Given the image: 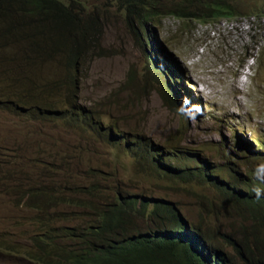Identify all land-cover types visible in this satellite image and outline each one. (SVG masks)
Segmentation results:
<instances>
[{
  "label": "rangeland",
  "instance_id": "rangeland-1",
  "mask_svg": "<svg viewBox=\"0 0 264 264\" xmlns=\"http://www.w3.org/2000/svg\"><path fill=\"white\" fill-rule=\"evenodd\" d=\"M76 1L84 13L93 10L99 13L102 31L96 37L104 48L100 53L92 39L88 59L81 63L77 73L81 81L80 96L75 97L80 106L98 112L102 121L118 126L122 135L124 130H136L161 146L183 139L188 147L204 148L203 153L216 165L224 162L221 159L227 148L226 140L235 144V138L249 141L254 134L264 136V63L261 69L260 61L256 63L259 55L260 59L263 57L257 47L264 45V0H236L240 13L249 15L217 21H182L167 16L158 25L152 23L155 30L151 37L156 34L162 44L158 51L160 62L178 65L183 78L194 85L193 90L187 91L180 82L172 83L177 102L187 104L191 110L187 115L169 110L157 92L143 87L139 73L145 53L138 48L137 37L127 28L125 14L114 1ZM23 42L18 46L9 44L6 52L14 54L25 47L26 53L33 54L28 42ZM262 51L264 53V48ZM57 55L55 60L40 61V72L36 75L43 73L48 81H55L58 74L55 70L59 71ZM22 65L35 73L33 64L24 62ZM248 68L251 75L247 73ZM0 91L6 95L13 93L12 89L1 85ZM62 91L69 92L66 86ZM191 97L195 105L189 103ZM11 107L12 110L9 106H0V264H38L27 260L23 254H15L14 250L22 247L21 252H24L33 247L31 240L38 231L40 215L55 213L57 222L52 226L55 229L81 225L85 220V215L72 201H58L55 208L43 212L26 208L22 195H30L32 187L50 183L56 191L68 185L65 189L68 199L80 195L84 187L100 178L105 191L111 193L117 185L112 194L117 189L141 192L144 187L156 195L154 199L163 196L178 204L191 223L199 225L201 222L204 229L213 231L221 227L223 232L236 231L232 234L240 240L242 225L249 227L248 221L239 216L204 213L195 194L203 198L210 195L218 207L226 210L221 197L213 191L210 193L208 188L201 190L200 185L194 183L195 191L183 192L184 183L179 181L167 184L159 175L144 180L127 154L98 138L86 137V129L64 118L34 119L23 108ZM180 129L185 132L179 134ZM90 168L96 175L90 173ZM75 188L81 192H72ZM248 238L264 260L263 246L255 243L252 236ZM227 252L232 263L239 262L230 248Z\"/></svg>",
  "mask_w": 264,
  "mask_h": 264
},
{
  "label": "trees",
  "instance_id": "trees-1",
  "mask_svg": "<svg viewBox=\"0 0 264 264\" xmlns=\"http://www.w3.org/2000/svg\"><path fill=\"white\" fill-rule=\"evenodd\" d=\"M113 1L125 14L127 28L134 33L138 26L158 25L167 16L182 21H217L249 15L240 13L236 0ZM84 12L76 0H0V85L13 91L9 95L0 91V106H9L11 110V106L23 108L34 119H67L86 129V137L98 138L124 155H135L141 150V143L125 139L118 126L102 121L98 112L80 106L74 97L80 85L77 73L81 63L88 59L92 39L99 52L104 51L96 37L102 31L99 13ZM20 40L22 42H17ZM23 40L34 50L33 54L26 53L25 47L14 54L6 52L9 44L18 46ZM56 54L57 79L48 81L43 73L36 75L40 72V61L55 60ZM24 62L33 64L34 74L22 65ZM160 71L167 77L164 70ZM149 72L143 74L144 87L155 90L171 111H177L179 103L167 82L155 71L152 74L156 77H151ZM65 86L67 93L62 91ZM174 142H168L166 147L167 158L175 165V177L165 173L167 178L184 183L183 192L195 191L191 183L197 182L201 190L208 188L219 195L222 207L227 210L214 213L217 205L213 198L195 194L204 213L242 216L238 205L242 203L264 221V178L258 173L262 166L246 161L236 149L226 150L223 156L226 163L216 165L203 153L204 148L182 146L179 139ZM230 144L226 143L227 147ZM137 170L144 180L152 176L153 171L148 168L137 166ZM90 173L96 175L93 168ZM116 186L111 193L105 191L100 178L72 199L65 196V189L69 188L66 184L59 191L52 183L32 187L30 195H22L26 208L43 212L55 208L58 201H72L85 215V220L81 225L55 229L52 227L57 222L55 213L40 215L38 231L31 240L33 247L24 252L21 247L14 250L15 254H23L27 260L38 264H264L260 250L253 249L248 237L252 236L263 248L264 241L248 231L247 226L242 225V236L238 240L232 234L236 231L223 232L221 227L212 231L204 229L201 222L199 225L191 223L182 208L166 197L152 200L147 197L149 193L121 189L112 194ZM85 190L89 193H84ZM72 192L81 191L75 188ZM227 248L239 262L230 261Z\"/></svg>",
  "mask_w": 264,
  "mask_h": 264
},
{
  "label": "clouds",
  "instance_id": "clouds-1",
  "mask_svg": "<svg viewBox=\"0 0 264 264\" xmlns=\"http://www.w3.org/2000/svg\"><path fill=\"white\" fill-rule=\"evenodd\" d=\"M260 20H262V19H260ZM154 30L155 29L152 27V23L148 27L138 26L136 33H134L131 29H129V31L134 36L137 37L138 42L136 44H137L138 48L140 49V51L145 53L143 56V58H144L143 69H142V72L139 73V75H141V78L145 84L143 74L147 70H149L150 71L149 73L152 77V75L155 76L154 74H152V71H155L164 81L167 82L171 93L174 94V96L177 100V97L174 93V87H173L172 83L180 82L181 83L180 86L185 88L187 91L193 90L194 85H192L186 79L183 78V76L180 73V67H178V65L174 64V65L170 66V64L167 61L160 62V60L158 58V51H160L162 49V44L158 40L156 34L154 35V38L151 37V32ZM257 48L261 50L262 56H263L262 59H260V57H261L260 55H259V59H258V57L256 58L257 64H258V61H260L259 67L261 69L262 63H264V53L262 51V49L264 48V45H263V47H260V45H259ZM252 59H255V58L253 57ZM252 64H253V60H252ZM135 69L137 70L138 67H136ZM161 69L167 73V77H165L161 74V71H160ZM247 73H248V75H251V70L249 68L247 69ZM244 78H245V80L249 79L246 74H245ZM80 84H81V81H80ZM144 84H143V87H144ZM79 87H80V85H79ZM79 87H77V89L75 90L74 97H76L77 95L80 96ZM150 92H156V91L152 90ZM162 103L165 105L163 100H162ZM189 103L192 105H195V99L193 97H191ZM179 105H178L177 111H174V112H178L181 115H187L188 111H191L188 108L187 104H183V103L180 104L179 103ZM180 110L182 112H180ZM228 126L230 127V129L232 131H234L230 125H228ZM238 129L241 130L240 127H238ZM247 130H249V128H247ZM119 131H121V130L119 129ZM122 133H123L125 139L141 143V150L139 152L135 153V155L129 156L135 162L136 169H137V166H140L142 169L148 168L151 171H153V172H150V174L152 176L149 178V180H152V177L154 175H159L160 178H163L166 180L167 184L175 182L173 179H168L167 175L165 174V173H170L175 177V165H174L172 159L167 158V156H169V153H168L169 150L166 146H161V145L157 144L155 140L148 139L140 131H136V130L135 131H125L124 130V131H122ZM179 140L182 141V143H181L182 146H187L186 144H184L183 139H179ZM226 141H227L226 143H231L226 148V150L231 151L232 149H236L237 150L236 152L239 153L240 156L243 157L246 161L253 162L252 164H255L257 167L262 166V168H260V171L258 173L261 176V178L263 179L264 178V136L262 134H261V136L254 134V136H252L251 140H249V141L248 140H242L241 138H235V144L232 141H230V142L228 140H226ZM226 150H225V152H226ZM221 160L224 161L223 157ZM223 163H226V162L224 161ZM194 183H197V182H192L191 188H192V185ZM186 188H190V187H186ZM144 189L145 188L143 187L141 190L143 191ZM142 191L137 192V193H149V196H147V197H150L152 200H154V198L156 196L154 193L149 192L147 189H146V192H142ZM157 197H160V196H157ZM238 205L242 211V216L240 215L239 217L241 219H246L248 221L249 227H247V230L254 232L259 238H261L264 241V221H263V219L254 210H251L248 205L242 204V203H238ZM226 211L227 210H223L222 208L217 206V209L215 210L214 213H225ZM230 215L238 216L236 214H230Z\"/></svg>",
  "mask_w": 264,
  "mask_h": 264
}]
</instances>
